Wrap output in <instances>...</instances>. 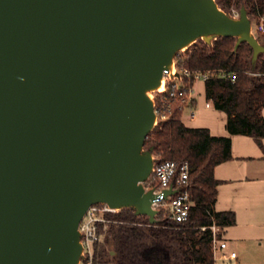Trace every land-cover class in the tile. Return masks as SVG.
<instances>
[{
    "label": "water",
    "instance_id": "water-1",
    "mask_svg": "<svg viewBox=\"0 0 264 264\" xmlns=\"http://www.w3.org/2000/svg\"><path fill=\"white\" fill-rule=\"evenodd\" d=\"M213 36L264 51L215 0H0V264H78L96 203L154 222L148 93Z\"/></svg>",
    "mask_w": 264,
    "mask_h": 264
},
{
    "label": "trees",
    "instance_id": "trees-1",
    "mask_svg": "<svg viewBox=\"0 0 264 264\" xmlns=\"http://www.w3.org/2000/svg\"><path fill=\"white\" fill-rule=\"evenodd\" d=\"M215 2L232 18V11L241 8L250 18L257 10L264 12V0ZM237 40L233 36H213L209 42L198 39L175 56L179 70L208 73L203 80L205 99L226 115L228 136H213L207 128L185 126L181 120L183 108L172 104L167 118L158 119L143 145V150L158 161L189 164L188 219L183 223L173 221L167 208L157 212L153 223L132 207L105 213V227L97 226L103 240L94 243L91 264H213L209 227L216 225L222 231L235 223L233 212L214 209L220 184L214 168L232 159L233 135L253 138L264 157V51L253 60L251 46L241 42L236 48ZM258 42L264 47V36ZM220 71L233 73L234 80L221 78ZM194 82L192 78L191 85ZM168 96L165 92L156 97L155 108Z\"/></svg>",
    "mask_w": 264,
    "mask_h": 264
},
{
    "label": "built area",
    "instance_id": "built-area-1",
    "mask_svg": "<svg viewBox=\"0 0 264 264\" xmlns=\"http://www.w3.org/2000/svg\"><path fill=\"white\" fill-rule=\"evenodd\" d=\"M239 16V12L236 13ZM235 14V15H236ZM249 17V16H248ZM250 18V17H249ZM250 22V34L258 40L264 36V12L257 10L252 16ZM221 78L234 80L233 73L218 72ZM250 75H260L258 73H249ZM208 76V73H191L186 69H178L175 57L172 63L162 70L160 86L150 91L148 94L155 104V98L168 92V98L161 101L160 106L156 109L154 106L155 123L158 119L165 120L172 104L179 108L190 106L193 101V85L191 80ZM209 104H206L208 106ZM193 117L191 113L190 118ZM152 165L149 176L143 183L145 191L152 190L155 198L151 203L152 209L159 211L167 208L170 218L177 222L183 223L188 219L191 202L189 200V172L190 167L187 162H174L170 160L158 161L156 156L151 153ZM171 191V194L164 196L165 191ZM118 211L110 208L104 203H96L87 208L80 218L77 226L79 235V244L81 253L78 264H91L93 255V245L101 241L102 235L99 234L98 224L107 223L104 214ZM212 232L211 251L213 264H233L237 259V253L230 249L227 242L222 237V231L216 225L209 227ZM205 229V228H202Z\"/></svg>",
    "mask_w": 264,
    "mask_h": 264
},
{
    "label": "crops",
    "instance_id": "crops-1",
    "mask_svg": "<svg viewBox=\"0 0 264 264\" xmlns=\"http://www.w3.org/2000/svg\"><path fill=\"white\" fill-rule=\"evenodd\" d=\"M203 99L202 105L194 97L192 104L187 106L189 112L182 111L184 125L190 127L186 122H196L194 118L198 114L199 125L195 127L207 128L213 136H228L226 115L214 109L205 95ZM262 115L264 117V107ZM230 139L232 159L214 168V177L220 181L214 209L234 213V225L223 228L221 234L229 248L237 253L233 264H241L239 250L242 248L248 245L264 250V157L253 138L233 135ZM262 142L264 145V139Z\"/></svg>",
    "mask_w": 264,
    "mask_h": 264
},
{
    "label": "rangeland",
    "instance_id": "rangeland-1",
    "mask_svg": "<svg viewBox=\"0 0 264 264\" xmlns=\"http://www.w3.org/2000/svg\"><path fill=\"white\" fill-rule=\"evenodd\" d=\"M232 13L234 15V18H238V15L236 14L237 12L235 10H233ZM250 22H252L251 18H250ZM185 49L186 48H183L179 52H183ZM203 96H204L203 79L197 78L193 84V97H195V99L198 102H201V104L203 105L204 104ZM189 110L190 109L187 107L184 108V114H187ZM194 119L196 120V122H186L188 123V126L191 125L190 127L194 128L196 125H199V122H197L199 119L198 114H196ZM195 128H198V127H195ZM199 128H202V126ZM101 240H103V237ZM239 251H240V256L242 260L241 264H264V250H256L252 246L247 245L246 248H242Z\"/></svg>",
    "mask_w": 264,
    "mask_h": 264
},
{
    "label": "bare ground",
    "instance_id": "bare-ground-1",
    "mask_svg": "<svg viewBox=\"0 0 264 264\" xmlns=\"http://www.w3.org/2000/svg\"><path fill=\"white\" fill-rule=\"evenodd\" d=\"M117 210H119V209H117Z\"/></svg>",
    "mask_w": 264,
    "mask_h": 264
}]
</instances>
